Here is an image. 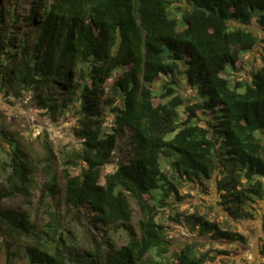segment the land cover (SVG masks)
Returning a JSON list of instances; mask_svg holds the SVG:
<instances>
[{
	"label": "trees",
	"instance_id": "trees-1",
	"mask_svg": "<svg viewBox=\"0 0 264 264\" xmlns=\"http://www.w3.org/2000/svg\"><path fill=\"white\" fill-rule=\"evenodd\" d=\"M176 1L183 0H41L22 18L14 1L0 0V95L30 94L54 118L74 108L80 115V144L66 152L62 179L46 148L42 184L30 155L1 132L10 147L9 154L0 147V237L8 256L12 244L24 241L30 264L215 259L198 241H174L168 220L213 241L246 243L203 215L174 218L166 210L185 199L180 186L206 189L214 182L218 204L235 221L251 219L245 207L264 201V65L250 81L232 75L242 69L243 54L264 49V0H185L186 7L173 11ZM177 76L195 91L196 103L186 101ZM115 160L116 171L104 175ZM33 191H40L48 216L43 230L25 211L3 205ZM60 201L66 216L79 222L85 216L108 236L105 242L93 238L87 253L70 251ZM116 234L126 239L120 247L111 239Z\"/></svg>",
	"mask_w": 264,
	"mask_h": 264
},
{
	"label": "rangeland",
	"instance_id": "rangeland-1",
	"mask_svg": "<svg viewBox=\"0 0 264 264\" xmlns=\"http://www.w3.org/2000/svg\"><path fill=\"white\" fill-rule=\"evenodd\" d=\"M16 3V13L20 17H28L34 4L41 0H12ZM6 3V0H5ZM185 0L176 1L172 5V10L178 7H186ZM185 29V23L180 16L178 31ZM257 34L263 31L254 27ZM243 62L242 69L233 71L232 75L237 76L239 80L250 81L253 73L264 65V49L258 47L254 52L243 54L240 57ZM239 67V65H238ZM123 71H117L114 79L122 75ZM174 82L179 86L184 98L188 103H196L198 101L195 91L186 85V80L181 76L173 78ZM162 82H158L157 86H161ZM31 95L27 94L22 99L0 95V147L4 148L7 153L10 147L7 142L1 139V132L14 135L20 146L30 155L34 165L35 179L42 184L45 180L44 172L41 166L46 164V148L52 152V159L59 179L63 177V169L66 167V152L72 147H79L75 130L79 126L78 108L68 111L65 115L52 117L48 112L41 111L31 101ZM200 99V98H199ZM114 116L107 112V126H112ZM5 156V160H8ZM7 162V161H6ZM110 164L103 172L104 175L116 171L118 164ZM72 174H79V168H70ZM214 182V181H213ZM199 188V189H198ZM180 196L185 199L181 203H177L174 211L166 210V215L176 217L177 213H185L188 215L199 214L205 216L210 221H217L222 228L236 230L246 238V243H229L213 241L210 238H203L198 231L192 230L183 222L165 221V227L170 237L174 241H198L202 251L211 252V256L215 259L207 264H264V201H257L252 207H245V212L251 213L253 217L249 220L235 221L224 208L218 204L220 196L216 191L215 182L212 185L207 184V188L196 187L194 185H184L179 187ZM60 204V218L62 219L64 233L70 247V251L85 254L94 245V239L102 245L108 236L97 234L88 224L86 217L81 218L80 222L74 220L73 217L66 216L65 204ZM5 207L14 208L19 211H25L33 221L36 222L38 228L43 230L45 224L48 223V216L44 212L43 206L40 204V191H33L30 196H17L6 198L3 201ZM133 206L138 214V208ZM138 218V215L137 217ZM112 242L116 247H120L126 241L125 237L116 234L111 236ZM24 241L12 244L9 247L10 256L7 254L6 243L4 244L0 237V264H30L28 257L25 256ZM217 251H228L229 255L218 254Z\"/></svg>",
	"mask_w": 264,
	"mask_h": 264
}]
</instances>
